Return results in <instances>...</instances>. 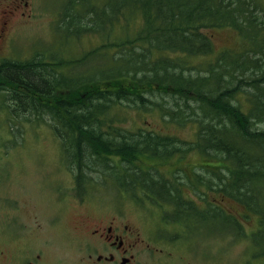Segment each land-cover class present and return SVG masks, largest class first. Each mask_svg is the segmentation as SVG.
I'll list each match as a JSON object with an SVG mask.
<instances>
[{
  "label": "trees",
  "instance_id": "obj_1",
  "mask_svg": "<svg viewBox=\"0 0 264 264\" xmlns=\"http://www.w3.org/2000/svg\"><path fill=\"white\" fill-rule=\"evenodd\" d=\"M62 6L57 30L64 42L70 38L79 41L94 33L100 42L69 58L48 49L26 59H0V108L15 114L18 107L10 109L7 103L12 99L50 119L68 148V158L78 167L83 194L89 184L87 171H102L104 163L123 188H142L137 192L141 200L143 191L168 210L169 220L190 227L193 220L217 219L238 228V235L243 234L238 220L219 204L208 208L211 203L199 205L196 198L183 194V185L193 187L195 179L185 175L182 178L188 182L174 183L170 177L174 171L166 176L144 160L172 162L171 157L181 160L190 150L215 157L217 163H202L203 168L216 176L218 193L246 206L248 219L253 218L252 212L257 213V226L249 238L257 253L263 254L261 0H62ZM210 28L236 30L243 41L241 47L216 53L206 30ZM208 55H214L212 61L192 65L194 58ZM90 59L93 66L87 69L85 64ZM192 67L203 73L187 72ZM156 90L172 96L175 105L162 109L166 107L161 102L147 96ZM243 94L248 110H244ZM191 101L203 114L195 113ZM125 102L130 106L150 102L171 120L196 122V139L187 143L192 144L190 147H182L175 137L154 130L117 131L113 112ZM208 178L205 181L198 176L197 183L213 190L212 178L211 183Z\"/></svg>",
  "mask_w": 264,
  "mask_h": 264
},
{
  "label": "rangeland",
  "instance_id": "obj_2",
  "mask_svg": "<svg viewBox=\"0 0 264 264\" xmlns=\"http://www.w3.org/2000/svg\"><path fill=\"white\" fill-rule=\"evenodd\" d=\"M5 1L0 0V5ZM26 1L27 6L17 9L8 36L0 40V59H26L34 56L38 50L48 49L57 52L62 58H69L100 42L96 33L84 36L79 41L77 38H70L66 42L62 40L63 36L57 30L63 11L62 0ZM261 2L264 6V0ZM206 30L213 38L216 53L225 49L237 50L242 45V38L234 29ZM213 58L214 55L196 57L192 65L197 67V62L212 61ZM92 66L93 60L90 59L85 67L90 69ZM77 72L72 71L75 74ZM187 72L203 73L202 69L193 67ZM147 96L161 102L160 105L166 107L162 109L175 105L172 96L164 91L156 90ZM241 98L245 101L244 110H248L245 94ZM7 103L11 104L10 109L14 106L18 109L11 115L0 108V264H21L24 256L33 252L43 253L44 264H90L86 261L88 250L84 247L88 237L76 229V225L86 215L106 219L114 214L139 227L143 237L165 248L166 253L172 252L170 259L175 264H264V253L258 254L249 238L257 226V213L252 212L253 218L248 219L246 206L218 193L217 178L214 179L213 190L205 185L195 190L186 184L182 192L196 198L199 205L203 203L202 200L205 204L211 203L208 208L219 204L238 220L243 234L238 235V228L217 219L201 222L193 220L192 227L187 229L181 222L169 221L168 210L164 211L156 200L147 197L143 191L141 200L138 193L142 188H123L104 163L102 171H87L86 180L89 184H86L87 191L83 194L77 179L78 167L68 158V148L50 119L39 116L24 103L18 105L12 99ZM125 103L113 112L117 131L124 129L129 134L130 130H154L161 135L175 137L179 141L176 144L182 147H190L192 144L187 143L196 139V122L171 120L150 102L140 106ZM190 103H194L196 114H203L197 108V103ZM175 158L171 157L172 162L149 160L148 157H144V160L148 166L149 162L155 164L166 176L174 171L170 174L174 183L181 180L182 176L177 173L179 169L188 178L195 179V182L201 175H207L210 182L213 173L205 171L200 165L218 162L215 157L204 156L197 150L188 151L181 160L177 158L174 161ZM218 169L215 167L216 171Z\"/></svg>",
  "mask_w": 264,
  "mask_h": 264
},
{
  "label": "flooded vegetation",
  "instance_id": "obj_3",
  "mask_svg": "<svg viewBox=\"0 0 264 264\" xmlns=\"http://www.w3.org/2000/svg\"><path fill=\"white\" fill-rule=\"evenodd\" d=\"M27 5L26 0H6L0 5V40L8 36L17 9ZM20 14H24V12H20ZM200 167L205 166L200 165ZM179 174L185 177V174ZM201 176L207 181V175ZM182 177H180V182H185ZM211 177L212 183H214L213 180L216 176ZM202 201V204H205L204 200ZM76 229L88 237L84 241V247L88 250L86 261L90 264H175V261L170 259L172 252L167 251L166 253L165 248L159 247L149 238L143 237L139 227L123 221L120 215L114 214L106 219H102V216L95 218L86 215L81 221H78ZM42 257V252H33L31 255L24 256L21 264H42Z\"/></svg>",
  "mask_w": 264,
  "mask_h": 264
},
{
  "label": "bare ground",
  "instance_id": "obj_4",
  "mask_svg": "<svg viewBox=\"0 0 264 264\" xmlns=\"http://www.w3.org/2000/svg\"><path fill=\"white\" fill-rule=\"evenodd\" d=\"M52 120V119H51Z\"/></svg>",
  "mask_w": 264,
  "mask_h": 264
}]
</instances>
